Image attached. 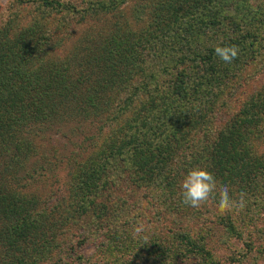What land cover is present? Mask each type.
<instances>
[{
  "label": "trees",
  "instance_id": "trees-1",
  "mask_svg": "<svg viewBox=\"0 0 264 264\" xmlns=\"http://www.w3.org/2000/svg\"><path fill=\"white\" fill-rule=\"evenodd\" d=\"M125 1L14 0L25 20L0 27V264H217L216 245L243 235L231 212L250 211L207 228L181 202L183 177L203 167L233 199L264 197V82L230 112L251 66L264 69V0H141L131 19ZM87 19L97 25L60 56L69 23ZM218 44L239 46L233 63ZM68 130L63 190L26 192L16 174L44 169L35 140ZM130 189L177 222L122 228ZM88 244L94 262L80 254Z\"/></svg>",
  "mask_w": 264,
  "mask_h": 264
},
{
  "label": "rangeland",
  "instance_id": "rangeland-1",
  "mask_svg": "<svg viewBox=\"0 0 264 264\" xmlns=\"http://www.w3.org/2000/svg\"><path fill=\"white\" fill-rule=\"evenodd\" d=\"M260 0H251L252 4L258 3ZM141 0H126L124 5L121 6L120 10L123 16L126 19H131L133 16V10L135 6H141L143 3ZM257 5V4H256ZM19 10V11H18ZM16 8L14 0H0V27L6 24L9 20L19 21L22 23L26 15V12L22 8ZM26 18V17H25ZM23 19V20H22ZM74 22L69 23V28L67 32L70 33L71 39L63 44V46L58 51L60 56H64L67 51L70 49L72 42L76 38L82 36V34L87 30L88 27L97 25V23L91 22L87 19L86 22H83L81 25L76 27L73 26ZM248 75L251 76V80L248 83L238 87L234 101L231 105V111L238 110L241 102L250 95L255 89L260 88L261 84L264 82V69L261 65L251 66V69L248 71ZM72 129V128H71ZM70 136V137H66ZM64 134H56L54 131H48L46 139H37L35 144L38 148L35 159L38 160V166L43 167L42 171L37 172L33 179H29V176L26 174L30 172L31 167L26 166L24 171L16 174L18 180H21V184L29 185V188L26 192H36L41 197H45L47 194L52 192L63 190L62 186L66 182V172L68 170L67 156L73 151L74 147L71 144V140H76V137L71 139V134L68 131H64ZM264 150V145L262 146ZM60 156L58 160L55 158ZM127 191L126 196L129 199L128 204L132 211L128 212H118L124 218L121 219L122 228L127 227L129 224L133 223V220H136L138 225H142L141 231H156L157 233L167 232L171 228L172 223H175V219L166 212H159V209L156 208L155 200L151 204H145L142 199L140 205V196L137 195V191L132 192ZM256 204V205H255ZM244 207L247 208L250 212H231V215L234 217L235 226L237 231L242 232V237L240 239L229 238L228 243L221 245L217 240V247L215 251V256H217V264H264V197L254 201L249 198L247 201L244 200ZM218 212H204V208L199 212L203 216H209L208 220L205 222L206 227H210L209 222L212 221V216H226V212H222L219 208ZM198 212L195 214L199 215ZM134 218V219H133ZM174 221V222H173ZM177 222V221H176ZM216 229V228H213ZM140 231V232H141ZM211 238V242H212ZM247 244H252L250 246L251 252H248ZM98 250L96 249L95 244H88L80 254H84L85 257L91 259V262H94V259L97 257ZM237 254L239 256V263H229L226 259V256L231 254ZM239 254V255H238ZM245 254L244 261L242 256ZM79 261L76 260L75 264ZM183 264H202L199 260H188Z\"/></svg>",
  "mask_w": 264,
  "mask_h": 264
},
{
  "label": "clouds",
  "instance_id": "clouds-1",
  "mask_svg": "<svg viewBox=\"0 0 264 264\" xmlns=\"http://www.w3.org/2000/svg\"><path fill=\"white\" fill-rule=\"evenodd\" d=\"M239 46L218 44L215 47V54L225 63L231 64L238 57ZM181 202L189 207L201 209L212 201H217L218 208L222 211L243 209L245 193L238 194V199H233L229 195L227 185L220 186L215 176L203 167L189 169L180 183ZM142 225L135 227V232H140Z\"/></svg>",
  "mask_w": 264,
  "mask_h": 264
}]
</instances>
